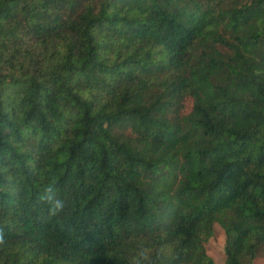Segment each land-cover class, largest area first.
<instances>
[{
    "label": "trees",
    "instance_id": "trees-1",
    "mask_svg": "<svg viewBox=\"0 0 264 264\" xmlns=\"http://www.w3.org/2000/svg\"><path fill=\"white\" fill-rule=\"evenodd\" d=\"M216 223L254 264L264 0H0V264H216Z\"/></svg>",
    "mask_w": 264,
    "mask_h": 264
},
{
    "label": "rangeland",
    "instance_id": "rangeland-1",
    "mask_svg": "<svg viewBox=\"0 0 264 264\" xmlns=\"http://www.w3.org/2000/svg\"><path fill=\"white\" fill-rule=\"evenodd\" d=\"M190 100L185 101V109L189 107ZM225 234L219 224H214L213 235L205 243L207 253L213 258L216 264H225ZM254 264H264V245L261 247Z\"/></svg>",
    "mask_w": 264,
    "mask_h": 264
},
{
    "label": "clouds",
    "instance_id": "clouds-1",
    "mask_svg": "<svg viewBox=\"0 0 264 264\" xmlns=\"http://www.w3.org/2000/svg\"><path fill=\"white\" fill-rule=\"evenodd\" d=\"M47 191L50 193V192L52 191V187L49 186V187L47 188ZM41 199L43 200L44 198L41 197ZM48 201H49V202L52 201V197H51V196L48 197ZM63 209H64V202H63L62 200L58 199V200L55 201L53 207H51V208L49 209V215H50V216H55V215H57L59 212L63 211ZM2 242H3V235L0 234V243H2Z\"/></svg>",
    "mask_w": 264,
    "mask_h": 264
}]
</instances>
